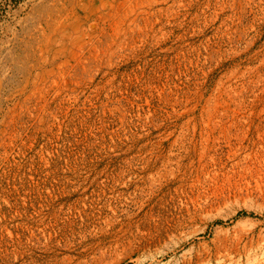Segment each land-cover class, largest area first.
<instances>
[{
    "label": "rangeland",
    "instance_id": "obj_1",
    "mask_svg": "<svg viewBox=\"0 0 264 264\" xmlns=\"http://www.w3.org/2000/svg\"><path fill=\"white\" fill-rule=\"evenodd\" d=\"M0 264H264V0H0Z\"/></svg>",
    "mask_w": 264,
    "mask_h": 264
}]
</instances>
